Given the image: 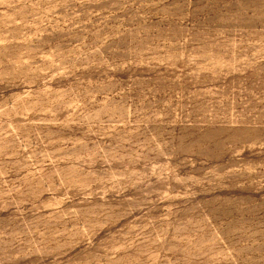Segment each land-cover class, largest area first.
<instances>
[{"label":"rangeland","instance_id":"374dc122","mask_svg":"<svg viewBox=\"0 0 264 264\" xmlns=\"http://www.w3.org/2000/svg\"><path fill=\"white\" fill-rule=\"evenodd\" d=\"M0 264H264V0H0Z\"/></svg>","mask_w":264,"mask_h":264}]
</instances>
